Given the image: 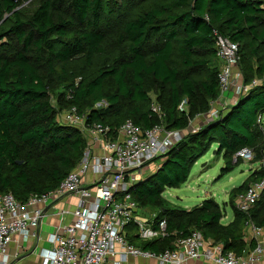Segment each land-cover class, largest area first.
Returning <instances> with one entry per match:
<instances>
[{
    "label": "trees",
    "instance_id": "1",
    "mask_svg": "<svg viewBox=\"0 0 264 264\" xmlns=\"http://www.w3.org/2000/svg\"><path fill=\"white\" fill-rule=\"evenodd\" d=\"M216 35L238 44L243 82H260L185 133L158 157L155 172L130 187L140 213L165 219L167 235L139 240L130 226L127 238L161 252L195 229L236 254L252 249L256 242L244 229L248 220L264 229V189L247 212L235 200L264 178L263 121H257L264 116V0H0V192L24 203L77 165L86 135L58 118L72 107L86 125L108 126L112 138L127 119L141 129L185 131L220 96ZM213 143L225 160L221 175L241 162L236 154L243 148L260 163L229 190L227 223L212 197L185 209L163 195L187 180Z\"/></svg>",
    "mask_w": 264,
    "mask_h": 264
},
{
    "label": "built area",
    "instance_id": "2",
    "mask_svg": "<svg viewBox=\"0 0 264 264\" xmlns=\"http://www.w3.org/2000/svg\"><path fill=\"white\" fill-rule=\"evenodd\" d=\"M217 57L222 60L219 72L220 96L214 101L219 107L206 113L208 120L218 117L225 103L220 98L231 92V103L260 82H243L238 69V44L226 37L216 35ZM262 81V80H261ZM264 81V78H263ZM184 101L179 104L183 108ZM152 110L159 112L156 103ZM262 115L257 118L262 122ZM63 123L78 126L86 133V147L80 161L53 189L41 194H31L21 203L11 192H0V264H10L8 245L15 235L23 238L37 235V228L44 217V208L76 196L72 208L60 210L61 218L71 217L47 235L51 248L39 250L42 264H124L129 258L148 259L152 264H264V229L247 221L245 237L255 240L252 249L236 254L225 250L223 244L205 239L201 232L191 229L186 235L178 236L172 249L161 252L145 250L130 243L129 227L139 240H155L167 235L166 221H154L155 213L143 215L133 200L129 189L149 168L151 160L164 154L184 135L180 129H168L155 125L141 129L127 119L118 128L115 137H110L109 127L99 123L86 125L84 116L75 107L59 114ZM190 124V123H189ZM199 128H193L194 132ZM236 155L251 159L253 152L243 148ZM236 156H234L235 160ZM160 165H158L159 167ZM264 189V178L250 182L245 193L237 196L236 207L247 212L258 200Z\"/></svg>",
    "mask_w": 264,
    "mask_h": 264
},
{
    "label": "rangeland",
    "instance_id": "3",
    "mask_svg": "<svg viewBox=\"0 0 264 264\" xmlns=\"http://www.w3.org/2000/svg\"><path fill=\"white\" fill-rule=\"evenodd\" d=\"M217 62L222 64V60L217 58ZM231 96V92L227 91ZM214 108H218L219 104L213 102ZM208 120V114H201L190 121V124L184 131V134L191 132L193 128H199ZM264 130V117H263ZM85 135L86 133L83 132ZM217 144L213 143L208 152L201 156L194 164L187 180L179 187L166 188L163 192L164 197L168 200L172 207H183L190 209L191 207L200 204L205 198H214L224 209L225 216L223 222L227 223L232 219V208L225 202L228 200L229 190L240 185L251 171L259 166V162H252L251 159L242 158L241 162L232 170L224 175H221V168L225 165V160L222 155H217L215 150ZM162 159L156 158L151 160L149 168L141 174V178H146L156 171ZM264 161V158H263ZM144 215V214H143ZM245 233L249 234L245 229ZM138 259V260H137ZM133 264H152L150 260L137 258ZM105 264H111L107 262ZM127 264V263H124ZM197 264V263H196ZM203 264H209L204 262ZM211 264V263H210Z\"/></svg>",
    "mask_w": 264,
    "mask_h": 264
},
{
    "label": "crops",
    "instance_id": "4",
    "mask_svg": "<svg viewBox=\"0 0 264 264\" xmlns=\"http://www.w3.org/2000/svg\"><path fill=\"white\" fill-rule=\"evenodd\" d=\"M231 98L232 96L229 93H224L220 101L225 103V106H228L231 103ZM76 201V196L72 195L67 196L53 205L46 206L44 208V217L37 228L36 236H30L25 239L20 235H15L8 245V252L11 257L10 264H42L39 250L42 248H51V244L46 239L47 235L56 230L57 227L68 223L71 219L67 214L61 218L60 210L63 208H72ZM135 259H137V257L129 258L127 264H133ZM196 263L203 264L204 262H192V264Z\"/></svg>",
    "mask_w": 264,
    "mask_h": 264
},
{
    "label": "water",
    "instance_id": "5",
    "mask_svg": "<svg viewBox=\"0 0 264 264\" xmlns=\"http://www.w3.org/2000/svg\"><path fill=\"white\" fill-rule=\"evenodd\" d=\"M20 162V161H19Z\"/></svg>",
    "mask_w": 264,
    "mask_h": 264
}]
</instances>
